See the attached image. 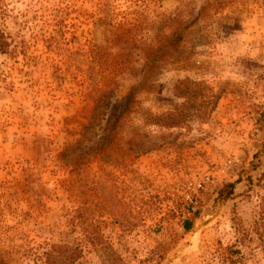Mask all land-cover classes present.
<instances>
[{
	"label": "rangeland",
	"instance_id": "obj_1",
	"mask_svg": "<svg viewBox=\"0 0 264 264\" xmlns=\"http://www.w3.org/2000/svg\"><path fill=\"white\" fill-rule=\"evenodd\" d=\"M0 31V264H264V0H0Z\"/></svg>",
	"mask_w": 264,
	"mask_h": 264
},
{
	"label": "trees",
	"instance_id": "obj_2",
	"mask_svg": "<svg viewBox=\"0 0 264 264\" xmlns=\"http://www.w3.org/2000/svg\"><path fill=\"white\" fill-rule=\"evenodd\" d=\"M187 25L186 27H188ZM170 28L167 36H164L163 42L167 46H170L169 48H172L175 44H177L180 40H182L184 37L181 34V31L183 29L180 28V24H168L167 26ZM8 41L6 40L4 34L0 31V51L5 52L7 50ZM152 61V59H151ZM107 85L106 84H100L98 83V86L96 85V95H97V102L94 106V114L93 117L96 115L103 114V110L106 106L105 101H107ZM264 148V144H263ZM264 153V149H263ZM62 155H66L65 152L62 153ZM61 155V156H62ZM225 188L228 192V194H232L233 188H234V182L227 183L225 185ZM81 256V248L79 247H72L67 244H52L51 248L46 251L45 253V264H57L58 261L65 259L63 264H73L77 258Z\"/></svg>",
	"mask_w": 264,
	"mask_h": 264
}]
</instances>
